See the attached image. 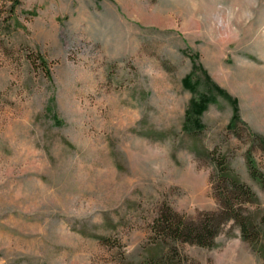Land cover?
<instances>
[{
    "label": "rangeland",
    "instance_id": "1",
    "mask_svg": "<svg viewBox=\"0 0 264 264\" xmlns=\"http://www.w3.org/2000/svg\"><path fill=\"white\" fill-rule=\"evenodd\" d=\"M13 3L0 0V264H143L165 251L151 233L165 205L219 210L221 159L263 217L247 157L264 176V0H20L9 29ZM261 228L179 244L183 264H264Z\"/></svg>",
    "mask_w": 264,
    "mask_h": 264
},
{
    "label": "trees",
    "instance_id": "2",
    "mask_svg": "<svg viewBox=\"0 0 264 264\" xmlns=\"http://www.w3.org/2000/svg\"><path fill=\"white\" fill-rule=\"evenodd\" d=\"M19 4L20 0H14L8 16L3 20L4 25L9 29L12 28L11 19ZM37 58L45 76L51 80L52 75L47 61L41 55ZM203 109V101L195 104L198 114ZM247 162L251 176L264 184V176L249 154ZM213 184L220 205L218 211L205 212L197 219H190L167 205L161 209L151 226V233L155 246H164L165 251L149 255L143 264H183L179 244L213 247L223 226L230 221L240 228L244 240L254 241L259 237L261 227L264 226V215L261 217L260 212H252L249 209V205L258 200L257 195L224 159L215 164Z\"/></svg>",
    "mask_w": 264,
    "mask_h": 264
}]
</instances>
